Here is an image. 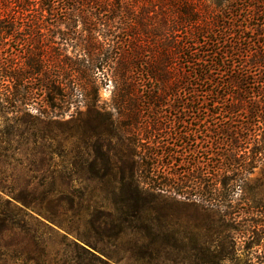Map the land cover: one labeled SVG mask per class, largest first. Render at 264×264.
<instances>
[{
    "label": "trees",
    "instance_id": "trees-1",
    "mask_svg": "<svg viewBox=\"0 0 264 264\" xmlns=\"http://www.w3.org/2000/svg\"><path fill=\"white\" fill-rule=\"evenodd\" d=\"M31 13L37 25L64 26L59 42L41 34L34 43L22 26ZM45 42L55 52L59 44L79 49L47 57ZM184 57L195 84L178 88L194 97L164 106ZM100 75L116 81L113 112L97 104ZM78 96L89 98L87 112L60 140L41 104L61 111ZM34 103L37 115L26 110ZM168 107L175 115H163ZM68 139L78 155L58 164L54 148L65 152ZM263 162L264 0H0V189L15 201L0 195V241L21 220L34 224L23 230L39 249V232L59 233L57 226L73 237L80 264H111L100 247L102 227L113 224L109 205L121 224L148 233L153 222L163 232L166 202L234 220L236 192Z\"/></svg>",
    "mask_w": 264,
    "mask_h": 264
},
{
    "label": "rangeland",
    "instance_id": "rangeland-1",
    "mask_svg": "<svg viewBox=\"0 0 264 264\" xmlns=\"http://www.w3.org/2000/svg\"><path fill=\"white\" fill-rule=\"evenodd\" d=\"M64 4L69 5L68 3ZM57 14L60 15V12H57ZM28 16L27 21H24L22 26L27 29V32H34L36 36L34 43L41 40V34L45 37L53 36V39L59 42L60 34L65 31L64 26L53 24L49 27L48 24L41 26L38 24L41 29H37L38 15L31 13ZM48 18L50 20V17ZM56 18L58 19V16ZM48 27L50 30H48ZM116 33L120 36V39L125 37L119 31H116ZM189 41L192 42V40ZM12 45L17 48L16 41L12 42ZM49 45L45 42V45H41V47L44 49L45 56L52 58L59 54L75 55L77 49H79L59 44L55 46L57 51L55 52L54 47L49 49ZM2 54L1 58L8 55L7 52ZM16 58L18 59V56ZM180 61V64L176 63L177 66H174L176 70L171 73V83H174L171 86L172 91L163 97L164 106L178 105L181 101L188 102L194 97L193 94H190V96L189 93H186L188 90L183 91L178 88L192 89L190 82L193 80L191 78V65L188 64V61L191 60L184 57ZM137 72L141 73V69H137ZM179 76L183 78H180V82H177ZM36 83L38 86L41 84L40 82ZM192 83L195 84V82ZM96 86L99 88L97 104L99 107H103V111L113 112L112 100L115 94V79L109 77L108 81H104L101 76V79L97 80ZM197 91L199 94H203L205 86H198ZM38 94L39 97H37L40 101L43 94L41 91ZM74 101L75 103L63 108L61 111L50 110L44 104H41L43 115H48L52 119L51 130L60 140L67 138L72 132L67 123L75 120L79 114L85 116L87 112L89 98L78 96ZM39 108L40 105L34 103L26 107V110L31 115H37L40 113ZM175 113V109L168 107L164 108L163 115L173 116ZM5 116L7 118L11 117V115ZM20 116H25V113L23 112ZM72 142V139H68L63 143V147L66 149L65 152L57 147L54 148L56 163L61 164L63 154L69 157L70 155H78V151L72 150L71 152V149H74ZM117 142V140H114L115 144ZM146 143L147 141L140 142L141 145H146ZM22 153L23 148L15 156L23 158ZM16 174L26 176L22 169H19ZM22 182L25 183L26 179ZM38 182L39 180L34 181L33 186H37ZM60 182H64L63 187L70 184L68 179L58 181V183ZM80 183V181L74 182V189L80 188L82 185ZM90 189H93V185ZM0 195L13 200L9 194L2 192L1 189ZM96 199L97 201L100 200ZM234 199L235 210L238 211L233 217L234 220H231L230 217L225 216L223 211L217 209L202 210L200 205L186 207L181 204V201L180 204L166 202L161 207L168 215V223H163L162 233H158L161 225L157 222L150 224L152 231L149 233L140 230L141 224L137 222L132 225L121 224L116 208L109 205L107 211L113 214V224L109 223L107 228L102 227V229H105L106 234L100 237V247L113 255L114 261H111V264H264V162L247 177L243 189L236 192ZM257 201H261V207L256 205ZM16 203L22 206L20 202L16 201ZM19 224H16L14 230L7 231L0 241V264L81 263L77 259L76 250L72 245L73 237L63 229L54 226L59 230V233L39 232V235H37L39 249H44L45 253L42 255L33 242L32 234L28 235L23 230L24 227L34 229V224L28 223V225H25L21 220ZM117 225L124 228L122 233H120ZM164 227L165 229L167 227L169 231H165ZM64 234L68 237L64 238ZM220 259L225 260L220 261Z\"/></svg>",
    "mask_w": 264,
    "mask_h": 264
}]
</instances>
